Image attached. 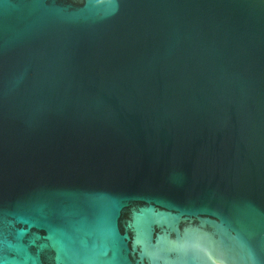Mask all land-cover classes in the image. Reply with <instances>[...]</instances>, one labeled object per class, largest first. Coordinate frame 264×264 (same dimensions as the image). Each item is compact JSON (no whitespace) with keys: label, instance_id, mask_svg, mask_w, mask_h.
<instances>
[{"label":"water","instance_id":"95a60500","mask_svg":"<svg viewBox=\"0 0 264 264\" xmlns=\"http://www.w3.org/2000/svg\"><path fill=\"white\" fill-rule=\"evenodd\" d=\"M0 264H264V0H0Z\"/></svg>","mask_w":264,"mask_h":264}]
</instances>
